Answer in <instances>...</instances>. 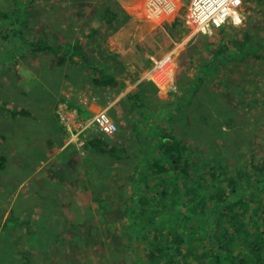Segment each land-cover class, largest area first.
I'll use <instances>...</instances> for the list:
<instances>
[{"label": "rangeland", "instance_id": "rangeland-1", "mask_svg": "<svg viewBox=\"0 0 264 264\" xmlns=\"http://www.w3.org/2000/svg\"><path fill=\"white\" fill-rule=\"evenodd\" d=\"M20 2L0 0V101L30 112L23 117L0 109V156L5 157L0 169V264H137L127 238L101 223L96 200L127 209L136 167L152 182L148 163L160 151L155 145L143 151L144 144L136 139L134 125L141 112L169 124L199 164L225 162L240 168L252 156L264 159V49L243 61L215 59L211 51V43L222 40L226 45L244 33L252 35L256 46L264 39V7L256 10L247 3L242 26L190 35L178 0ZM105 9L125 15L120 19L124 23L104 26L84 55L115 74L113 87L93 85V70L83 59L73 58L74 63L59 68L49 50L30 47L39 41L74 40ZM174 20L179 22L172 28ZM18 29L21 35L14 34ZM230 46L236 55L239 48ZM167 54L175 61L174 73L168 75L172 84L160 81L158 86L151 80L153 60ZM209 63L214 66L204 73L193 98L186 94V101L179 100V86L193 82ZM133 89L139 93L137 105L125 100ZM77 107L90 116L106 110L117 128L110 142L126 149L128 157L116 160L90 148L87 141L100 134L83 130L77 140L84 146L68 164L74 173L71 183L59 180L61 157L50 148L58 146L60 114ZM68 116L71 127L90 118L82 119L78 112L75 119ZM139 176L136 184L143 188L145 180ZM78 188L91 191L89 206L79 208L73 202Z\"/></svg>", "mask_w": 264, "mask_h": 264}, {"label": "trees", "instance_id": "trees-1", "mask_svg": "<svg viewBox=\"0 0 264 264\" xmlns=\"http://www.w3.org/2000/svg\"><path fill=\"white\" fill-rule=\"evenodd\" d=\"M245 2L256 10L264 7V0ZM122 16L126 17L105 9L74 40L39 41L30 47L38 52L49 50L59 68L68 61L74 63V57H81L93 70L91 83L111 88L117 83L115 74L106 71L105 66L99 68L89 63L84 50L104 26L123 24ZM178 22L174 20L172 28ZM234 28L228 26L221 30ZM14 34L21 35L22 31L18 29ZM252 39V35L244 33L240 38L228 40L226 45L222 40L213 42L211 51L215 59L226 56L243 61L247 54L264 49V39L256 46ZM230 45L239 48L236 55ZM146 66L149 68L151 62L147 61ZM213 66L209 63L205 71L196 74L193 82L179 86L182 93L179 100L186 101V94L191 100L204 82V73L210 72ZM176 84L179 85L178 80ZM125 100L137 105L138 91L133 89L127 93ZM0 109L13 116H30L25 108L7 102L0 101ZM77 111L82 119L90 116L79 107ZM140 116L139 123L134 125L137 141L144 144L143 151L151 145L160 151V157L148 163L152 182L148 183L147 175L138 172L136 167L133 174H140V181L144 178L143 188L136 184L138 179L134 176L127 209L108 206L98 198L101 223L127 238L137 264H264V159L252 156L240 168L225 162L199 164L169 124L156 122L145 112ZM112 136L101 134L89 139L87 145L116 160L128 157L126 149L110 142ZM3 140L1 134L0 142ZM4 164L5 157L0 156L1 170Z\"/></svg>", "mask_w": 264, "mask_h": 264}, {"label": "built area", "instance_id": "built-area-1", "mask_svg": "<svg viewBox=\"0 0 264 264\" xmlns=\"http://www.w3.org/2000/svg\"><path fill=\"white\" fill-rule=\"evenodd\" d=\"M167 0H157L158 3H166ZM179 8L183 9L181 15L184 27L190 31V35H211L214 31L225 27H239L246 21L245 0H178ZM175 70V61L171 54L162 58L154 59L151 68V80L158 85L160 81L166 82L168 87L172 84V78L169 82L168 75L173 74ZM159 86V85H158ZM66 108V106H64ZM67 111V112H66ZM66 112V114H65ZM75 112L70 113L65 110L60 114L61 122L67 127L70 136L77 139L83 130L91 129L94 134L113 135L117 128L106 110L99 109L92 113L87 121H79L74 127H71L69 120Z\"/></svg>", "mask_w": 264, "mask_h": 264}, {"label": "crops", "instance_id": "crops-1", "mask_svg": "<svg viewBox=\"0 0 264 264\" xmlns=\"http://www.w3.org/2000/svg\"><path fill=\"white\" fill-rule=\"evenodd\" d=\"M91 106V105H90ZM85 107L88 111L91 110V107ZM69 111V110H68ZM78 112L76 109L70 110V113ZM78 117V116H77ZM69 130L67 127L60 121L59 123V142L58 146H51L50 151H59V180L67 179L72 183L73 172L69 170L68 164L73 163V161L77 160V151H79V147L84 146L82 142L77 139H71L69 137ZM100 136V135H99ZM90 147V146H89ZM47 148V147H46ZM92 148V147H90ZM48 156V155H47ZM48 161L46 158L45 161ZM46 161V162H47ZM44 166V165H43ZM41 166V169L43 168ZM39 168H37L38 170ZM73 173V174H72ZM69 182V183H70ZM74 182V181H73ZM74 185V184H73ZM68 186V183H67ZM73 202H75L76 206L79 208L84 206H89L92 203V193L89 189H81L78 188L74 194L72 195Z\"/></svg>", "mask_w": 264, "mask_h": 264}, {"label": "water", "instance_id": "water-1", "mask_svg": "<svg viewBox=\"0 0 264 264\" xmlns=\"http://www.w3.org/2000/svg\"><path fill=\"white\" fill-rule=\"evenodd\" d=\"M74 58H79V60L82 61V58L81 57H74Z\"/></svg>", "mask_w": 264, "mask_h": 264}, {"label": "bare ground", "instance_id": "bare-ground-1", "mask_svg": "<svg viewBox=\"0 0 264 264\" xmlns=\"http://www.w3.org/2000/svg\"><path fill=\"white\" fill-rule=\"evenodd\" d=\"M176 2H177V0H176ZM160 20V19H159ZM159 20L158 21H156V22H159ZM160 85V84H159ZM160 86H162V85H160Z\"/></svg>", "mask_w": 264, "mask_h": 264}]
</instances>
